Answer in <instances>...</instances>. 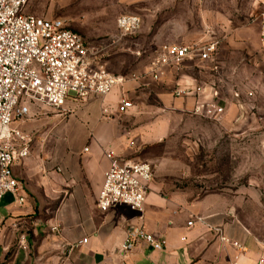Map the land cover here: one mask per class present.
Returning <instances> with one entry per match:
<instances>
[{
    "label": "crops",
    "instance_id": "obj_1",
    "mask_svg": "<svg viewBox=\"0 0 264 264\" xmlns=\"http://www.w3.org/2000/svg\"><path fill=\"white\" fill-rule=\"evenodd\" d=\"M260 1L264 5V0ZM206 28L207 35H191L169 46L218 40L212 35L215 31ZM218 41L216 58L204 66L187 63L180 70H166L158 83L150 77L127 81L121 87L122 95L131 99L129 89H151L165 102L159 108L161 113L166 108L194 114L199 104L215 100L225 109L217 122L227 124V130L236 136L245 135L258 125L246 120L255 109L249 103L254 92L231 82L236 72L230 75L225 71L226 61L234 52L249 55L256 63L264 61V11L253 24L231 29L225 41ZM176 88L191 92L178 97ZM237 91L242 96L238 100L233 95ZM117 92L88 101L69 98L61 109L50 108L55 116H30L20 122L19 129L32 138L30 157L14 169L25 185L26 200L20 205L8 194L0 201L1 264H259L264 260V218L256 224L255 214L246 211L264 208L261 175H252L249 186L218 187L203 194L153 181L141 214L125 206L108 212L97 208L110 168L107 152L132 161L145 145L143 141H158L171 123L161 115L158 121L140 126L142 114L132 99L134 107L121 117L117 113L122 97L116 98ZM217 92L219 99L214 98ZM52 124L48 130L52 136L40 135L41 128ZM129 130L138 137H149L130 144ZM55 227L59 231H53ZM133 228H143L165 240V248L138 247L124 253L126 237ZM85 239L88 242L80 244Z\"/></svg>",
    "mask_w": 264,
    "mask_h": 264
},
{
    "label": "rangeland",
    "instance_id": "obj_2",
    "mask_svg": "<svg viewBox=\"0 0 264 264\" xmlns=\"http://www.w3.org/2000/svg\"><path fill=\"white\" fill-rule=\"evenodd\" d=\"M260 2V0H30L25 12L38 18L63 20L68 29L79 34L89 44L107 47L105 55L107 70L130 81L134 75L138 76L144 72L162 48L169 44L179 43L182 39L195 34L207 35L206 27L215 31L213 37L225 41L231 29L237 30L253 24L256 17L264 11V5ZM125 15L139 16L143 22L139 32L132 37H122L117 29L118 18ZM252 59L249 55L234 52L226 61L225 68L230 75L236 72L234 76L236 81L231 82L238 83L244 91L254 92L249 103L255 109L249 113L246 120L258 125L242 136H236L228 131L227 124L218 123L212 118L196 116L188 111L164 108L163 114L159 108L164 107L162 104L164 100L151 89L146 91L129 89L132 101L142 114L140 126H148L152 121H158L161 115L167 116L171 122L168 133L162 135L158 141H143L149 136L139 135L145 145L136 151L131 160L150 163L154 170L153 181L175 189L195 190L197 194L218 187L235 188L237 184L249 186L252 177L260 175L264 183V61L261 59L256 63ZM191 75L196 73L191 72ZM115 89L118 90L116 98H121V87ZM109 105L112 110L115 109L113 102ZM145 109L150 112H145ZM55 114L50 108L33 107L26 120L30 116L31 119H41ZM117 114L121 117L127 115L119 111ZM117 118L118 115L112 119L114 124L117 123ZM20 125L23 123L12 124L17 128ZM53 127L54 124L41 128L40 135L52 136V132L48 130ZM129 132L133 134L132 130ZM130 133L129 143L135 145L139 137ZM262 190L261 198L264 200V189ZM247 197L250 198V194H247ZM246 211L249 215L255 214L256 224L258 221L261 223L264 218L262 207Z\"/></svg>",
    "mask_w": 264,
    "mask_h": 264
},
{
    "label": "built area",
    "instance_id": "obj_3",
    "mask_svg": "<svg viewBox=\"0 0 264 264\" xmlns=\"http://www.w3.org/2000/svg\"><path fill=\"white\" fill-rule=\"evenodd\" d=\"M29 2L0 0V201L10 194L20 205L26 200L25 185L14 169L30 157L32 138L12 124L24 122L34 106L61 109L69 98L80 101L105 98L129 81L107 70V47L89 44L68 29L63 20L27 14ZM142 25L141 18L135 15L121 16L117 21L122 37L134 36ZM219 49L218 40L165 46L144 72L130 80L150 77L158 83L166 70H180L187 63L204 66L216 58ZM190 92L189 88H176L174 94L184 97ZM233 95L237 100L242 97L238 91ZM220 97L218 92L214 96L215 99ZM133 107L131 99L122 95L119 112L124 114ZM224 113L225 109L215 100L199 104L194 111L197 116L215 121H220ZM106 155L110 168L105 173L97 208L108 212L116 206H125L143 213L154 180L152 165L123 160L114 152ZM53 231L59 230L55 227ZM87 242L85 239L80 244ZM165 245V240L143 228H133L126 237L123 252H132L138 247L163 250ZM233 246L244 250L238 243ZM259 264H264V260Z\"/></svg>",
    "mask_w": 264,
    "mask_h": 264
}]
</instances>
